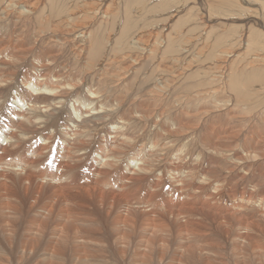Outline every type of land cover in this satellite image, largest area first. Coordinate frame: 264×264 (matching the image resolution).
Segmentation results:
<instances>
[{
  "label": "bare ground",
  "instance_id": "6f19581e",
  "mask_svg": "<svg viewBox=\"0 0 264 264\" xmlns=\"http://www.w3.org/2000/svg\"><path fill=\"white\" fill-rule=\"evenodd\" d=\"M147 1L0 0V264H264V22Z\"/></svg>",
  "mask_w": 264,
  "mask_h": 264
},
{
  "label": "rangeland",
  "instance_id": "374dc122",
  "mask_svg": "<svg viewBox=\"0 0 264 264\" xmlns=\"http://www.w3.org/2000/svg\"><path fill=\"white\" fill-rule=\"evenodd\" d=\"M94 1V0H93ZM96 1H98V0H95V2ZM161 1L163 2V0H156V1H151V2H149V0L147 1L148 3H152V4H150V6H149V8H151V7H153L154 6V4H157L158 2H159V4L161 3ZM167 1V3L168 2H170V3H168V7H169V9L167 10L168 12H167V14H166V17H167V15L168 16H170L171 15V13H175L176 12V14L177 13H179L178 15H180V14H183V13H185L186 14V9L188 8V9H191L192 10V7H193V2H194V0H181L180 2H181V4H180V2H179V0H178V3L176 2L177 0H166ZM184 1V2H183ZM205 1H207L208 2V8H209V13H208V15H210L211 17H214L215 18V16L217 15V16H220V17H232V18H237L238 20H244L245 19V17H250L251 19H260V21H262V22H264V0H213V1H215V2H219V5L218 6H214V4H213V1L212 0H205ZM224 2V3H223ZM103 3V2H102ZM115 4H114V9L115 10H117L116 8H118V12H119V8H120V6L117 4V1H115L114 2ZM122 3V2H121ZM99 4H101V3H99ZM161 4H163V3H161ZM160 4V5H161ZM170 4V5H169ZM160 5H158V6H160ZM174 5H177L176 7H175V9H173L172 11H171V6L173 7ZM147 7V4H144L143 6H139V7H137V8H135L134 9V11L136 12H134V14L136 15V16H138L139 15V11L142 9V8H144V7ZM156 7V6H155ZM148 8V7H147ZM154 8V7H153ZM153 8H151V9H153ZM182 11V12H181ZM189 11V10H188ZM149 12H151L152 14H149L148 16H150V17H148V19L150 20V22H153V19H155L154 21H157L158 19H161V16L159 17L158 15H156V11H149ZM190 12V11H189ZM154 13V14H153ZM159 13V12H158ZM232 14V15H231ZM155 15V16H154ZM192 15V16H191ZM191 15H185L186 17H188V16H190V19H189V22L186 24V26L188 27V28H190L191 26H192V23L194 22L193 20L195 19L196 20V15H200V13H198V9H195L194 11H192V14ZM231 15V16H230ZM234 15V16H233ZM153 16V17H152ZM157 16V17H156ZM152 17V18H151ZM262 19H261V18ZM169 18V17H168ZM200 18L202 19V14L200 15ZM165 19H167V18H165ZM210 20L212 19V18H209ZM218 21V23H220L221 24V26H223L221 29L222 30H224L225 32H228V33H230V35L228 36V38H230V39H227V37L224 39V40H229V41H231V39L232 38H234L235 37V39H237V40H239L241 37V34L243 33V30H245V28H246V26H244V27H241L240 25H238V24H235V23H226V22H220L219 20H217ZM226 24H231V25H226ZM235 24V25H234ZM179 26V25H178ZM178 26H176L177 28H178ZM200 27H199V31H200V33H202V35H203V37H201V38H195V36L196 35H198L196 32H194L193 34H190V36H189V39H190V43H192V44H195L194 42H196V41H199V42H197V44H201V43H203L205 40V37H206V35H205V28L204 29H202V26L201 25H199ZM217 25H214V27L215 28H217L216 27ZM250 26V25H249ZM239 27H241V28H239ZM183 28V27H182ZM184 28H186L185 27V25H184ZM259 29V28H258ZM185 30V29H184ZM220 30V29H219ZM175 32H174V35H176V32H177V29L176 30H174ZM203 31V32H202ZM261 32L262 31H264V30H260ZM233 33V34H232ZM234 33H236L235 35H234ZM263 33V35H262V40L264 41V32H262ZM231 34H232V36H231Z\"/></svg>",
  "mask_w": 264,
  "mask_h": 264
}]
</instances>
